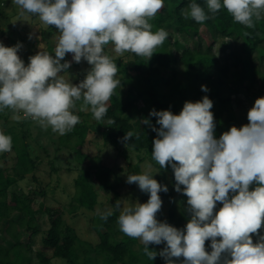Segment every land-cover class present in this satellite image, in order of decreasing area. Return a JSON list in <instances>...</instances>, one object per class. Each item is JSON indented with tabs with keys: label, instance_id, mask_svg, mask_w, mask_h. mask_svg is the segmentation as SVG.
Instances as JSON below:
<instances>
[{
	"label": "clouds",
	"instance_id": "1",
	"mask_svg": "<svg viewBox=\"0 0 264 264\" xmlns=\"http://www.w3.org/2000/svg\"><path fill=\"white\" fill-rule=\"evenodd\" d=\"M19 14L36 15L40 21L55 26L59 32L54 56L47 51L19 57L21 47L0 43V110L11 109L14 119L31 118L41 127L64 135L73 130L80 117L73 113L91 111L100 121L107 115V103L120 86L116 79L117 64L105 54L109 44L117 54L131 52L149 60L168 33L152 31L150 21L164 7V0H13ZM207 12L214 17L222 8L247 28L264 18V0H206ZM185 19L202 23L211 17L205 8L189 3L181 9ZM247 34V33H246ZM31 38V37H30ZM71 53L73 60L91 65L79 84H72L61 72L71 66L64 60ZM201 90L207 92L206 86ZM213 102L186 101L178 115L169 110L150 112L157 117L159 129L153 141L152 159L165 168L171 166L175 190L187 196L191 218L184 229L157 220L161 210V185L148 173L127 176V183L137 184L149 194L146 203L136 202L121 207L117 223L122 233L138 239L144 254L155 259L150 244H165L159 253L165 264H264V235L258 230L264 222V97L257 98L247 113L248 124L232 126L219 139L215 138ZM20 113H23L21 117ZM145 124L148 120L143 121ZM109 125L115 120L109 118ZM139 135L126 132L124 141ZM12 137L0 132V153L10 152ZM255 187L250 190V186ZM181 185L183 189H181ZM217 203L222 204L214 211ZM112 210L100 214L102 220ZM258 237L254 243L252 236ZM211 241V251L205 242Z\"/></svg>",
	"mask_w": 264,
	"mask_h": 264
},
{
	"label": "trees",
	"instance_id": "2",
	"mask_svg": "<svg viewBox=\"0 0 264 264\" xmlns=\"http://www.w3.org/2000/svg\"><path fill=\"white\" fill-rule=\"evenodd\" d=\"M191 2L193 0H164V7L150 23L153 25V32L161 28L171 31H166L168 37L156 48L149 60L131 52L129 57L112 58L118 67L116 77L128 87L126 98L122 99L119 90L115 91L107 103V115L102 120H97L96 126L103 124L99 130L103 131L106 145H123L125 151L138 154L140 163L152 159L153 141L158 138L157 132L152 129H159L160 125L156 123L157 117L150 115L152 110H169L178 115L186 101L196 102L207 96L213 102L211 111L216 124L215 138L219 139L224 132L238 124L233 109V96L244 94L251 108L257 98L264 97V18L256 21L254 28H247L234 22L224 8L212 17L207 12L206 0H195L211 17L197 23L181 15V9ZM2 3L7 6L9 3L13 4V0H0V14L9 19L11 15L7 14V7L4 4L2 6ZM52 27L54 29L49 33L40 28L34 34L39 44L44 46V51L49 53L57 44L50 38L58 31L55 26ZM175 33L185 40L194 39L195 46H186L178 56L173 50L175 43L171 38ZM10 42L13 40L10 39ZM218 46H223L225 54L218 52ZM202 85L207 87V92L201 90ZM81 103L82 101L77 102V107L73 110L80 117V122L72 131L58 138H51L52 141H58V151H76L75 158L79 165L86 158L91 159L86 151L78 148L89 143L88 134L92 132L89 120L94 118L91 111H80ZM8 114L14 113L11 109L0 110V117L6 118ZM109 118L115 120V124L109 125ZM145 119L148 120L147 124L143 122ZM27 120L29 118L25 122ZM21 122L24 124L23 118ZM128 131L137 133L139 139L134 136L131 140L124 141ZM3 133L12 137V149L16 151V163L13 167L16 175H5V170L0 167V223L8 221L6 233L13 242L11 246L0 244V264H53L55 258L60 259L63 264H165V259L159 255L165 244L149 245V249L157 253L155 259L150 260L144 254V245L138 239H132L120 231L117 223L119 210H113V215L107 220L100 218L101 213L95 215L93 228L98 233L100 242L92 244L84 241L67 225L60 215L59 207H47L44 202L37 203L38 196L41 198L48 194L44 184L40 183V188L34 190L36 192L33 197L24 192L19 193L18 190L11 193L10 188L18 185L20 179L31 176L32 180L39 182L36 171L43 160L32 143L21 138V144H18L20 138L15 130L5 129ZM55 160L49 162L53 168ZM91 167L77 170L74 195L71 197L72 202H75L71 210L74 215L81 209L95 210L100 203L99 191L91 182ZM113 172V169L103 166L99 179L104 189L113 190L116 187L111 181ZM120 180V177H116L117 183ZM156 180L160 181L161 177H156ZM250 187H255V184ZM187 199L183 194L177 205L171 208L169 216L161 222L166 221L178 229H184L191 218ZM42 212H46L51 220L50 229L45 231L38 225ZM14 213L19 215L16 220L12 219ZM262 228L264 234V222ZM25 233L29 235L28 242L22 241ZM39 235H42V248L36 250ZM210 245V240L205 242L206 251H211ZM47 250L52 251V256L46 253ZM173 259L175 264H183V257Z\"/></svg>",
	"mask_w": 264,
	"mask_h": 264
},
{
	"label": "rangeland",
	"instance_id": "3",
	"mask_svg": "<svg viewBox=\"0 0 264 264\" xmlns=\"http://www.w3.org/2000/svg\"><path fill=\"white\" fill-rule=\"evenodd\" d=\"M3 4L4 3L1 5L3 6ZM5 4L4 7L6 6ZM6 7V12L11 15V17L6 19L0 14V43L6 47H13L20 44L21 47L18 51V55L24 61V64L27 65L29 63V57L44 51V46L39 44L34 34H36L40 28L49 33L54 27L43 24L36 15L25 13L24 16H21L19 14L20 9L14 3H9ZM5 20H8V22ZM166 31L170 32L171 29H167ZM53 36H50V38H53L55 40L54 42L57 43L59 32L57 31ZM171 38L173 43H175L173 50L178 56L186 46H195L194 39L185 40L177 33L171 36ZM10 39H12L13 42H10ZM217 50L225 54L223 46H218ZM106 51L107 55L111 58L130 56L129 52H125L122 55L115 53L111 44L108 45ZM50 54L54 56V49ZM65 61L70 62L71 66L66 70V73L62 71L61 75H64L65 79H69L72 84H79L91 70V65L85 60L76 64L71 53L66 54L61 63ZM80 78H82V80ZM79 79L81 81H78ZM116 79H119V77H116ZM127 88L128 87L121 82L120 86H118L115 91L119 90L122 95L121 98L125 99ZM233 105L238 120L237 128L248 124L247 113L251 105L246 99V96L244 94L233 96ZM20 115L23 117V113H20ZM25 120L26 119H24V124H22L21 120L17 121L14 119V114L6 115V118L0 117V132L5 131V129L15 130L20 138L19 145L21 144V140L24 139L26 142L32 143L34 147L38 149L40 158L43 160L36 171L39 182L32 180L31 176L27 179H20L18 180L19 186L13 185L10 188V192L12 193L13 190H18L19 193L24 192L33 197L36 192L34 190L40 188V183L44 184L48 194L41 198L36 196L37 203L44 202L47 207H59L60 215L67 225L71 226L84 241H88L92 244L100 242V237L93 228V218L99 213L108 210H116L114 206L117 201L120 202L121 207L136 202L146 203L148 201L149 194L142 192L137 184H129L126 182L128 175L148 173L153 175L154 179H156V177H161V180L158 182L161 185L167 186V192L161 191L159 193L162 200V207L157 213V220L162 221L167 218L173 205H177V202L182 199L183 192H177L175 190L176 181L171 166L160 168L153 159H147L140 163L138 154L130 150L125 151L123 145H121L122 147L106 145L103 131L99 130L103 124H97L96 126L97 120L95 118L89 120L92 125V132L88 134L89 143L78 148L86 151L91 156V159L86 158L81 165L78 164L79 162L75 158L76 151H72L73 149L57 150L56 145L58 141L55 139L52 141L51 138H58L61 136L60 134L53 132L51 127L47 129L41 127L38 122L31 118H29L27 122H25ZM15 157L16 151L14 149H11L10 152L0 153V167L5 170V175H16L15 169L13 168L16 163ZM53 160H55L54 168L49 164V162ZM90 165L92 166L90 169L91 182L99 191L100 203L96 206L95 210L81 209L78 214L74 215L71 210L75 202H72L71 197L74 195L73 187L78 172L77 170L80 171L84 167L89 168ZM103 166L105 168H111L114 171L111 176V181L116 184V187L113 190L104 189L100 183L99 178L103 171ZM116 177H120V182L117 183ZM253 188L254 187H250V190ZM181 189H183L182 185ZM38 205L39 204H37V207ZM220 207H222V204L217 203L216 211H218ZM17 218H19V215L14 213L12 219L16 220ZM7 222V220H3L0 223V244L11 246L13 242L6 233L8 226ZM38 225L42 231L50 229L51 220L46 212L40 214ZM258 231L261 235H264L262 227ZM252 239L254 243L258 242L257 236L253 235ZM22 241H29L28 233L23 234ZM41 242L42 235H39L37 238L38 244L35 245L36 250L42 248ZM46 253L52 256L51 250H47ZM81 254H83V252H81ZM53 264L63 263L60 259L55 258Z\"/></svg>",
	"mask_w": 264,
	"mask_h": 264
}]
</instances>
